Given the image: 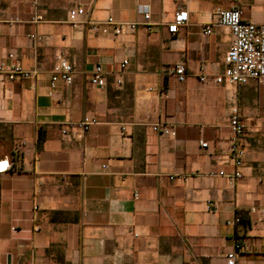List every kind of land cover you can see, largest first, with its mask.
Wrapping results in <instances>:
<instances>
[{
	"label": "crops",
	"instance_id": "obj_1",
	"mask_svg": "<svg viewBox=\"0 0 264 264\" xmlns=\"http://www.w3.org/2000/svg\"><path fill=\"white\" fill-rule=\"evenodd\" d=\"M233 4L0 0V61L13 51L33 72L0 79V141L8 145L0 153V263L224 264L238 244V264H264V216L246 212L264 206V85L216 82L231 34L215 25L202 33L215 5ZM144 6L148 28L120 35L91 28L107 16L140 22ZM238 6L245 19L264 22V0ZM76 7L84 13L70 20ZM179 8L188 21L170 33ZM58 54L74 75L52 89ZM177 63L185 66L183 81L167 72ZM95 64L105 72L103 87L89 82ZM234 106L244 153L241 176L230 183L208 173L235 170ZM85 117L97 119L85 137L60 134L62 123ZM158 124L170 133L154 131Z\"/></svg>",
	"mask_w": 264,
	"mask_h": 264
},
{
	"label": "built area",
	"instance_id": "obj_2",
	"mask_svg": "<svg viewBox=\"0 0 264 264\" xmlns=\"http://www.w3.org/2000/svg\"><path fill=\"white\" fill-rule=\"evenodd\" d=\"M239 0H233V5L224 8L215 5L211 12V21L202 28L203 34H209L211 27L223 26L229 29L231 38L229 47L224 55V69L222 73L215 77L216 82L226 81L233 85H242L249 80H254L264 85V22H254L245 19L242 16V10L238 6ZM84 13L83 7H76L68 11L70 20H74L78 15ZM150 13L147 7L142 8V21H122L118 22L111 16L100 24L92 23L91 28L100 29L104 33L113 35L129 34L134 32L138 27H149ZM188 21V12L185 8H179L173 15V19L167 24L170 33H175L179 27L185 25ZM32 39H37L35 34L29 35ZM9 61H0V79L1 81H12L18 78H26L33 75L30 70L24 69L18 62L13 51L7 53ZM127 64L126 59L119 62V69L123 70ZM167 72L174 75L178 81H183L186 76V69L183 63H177L167 68ZM74 75V67L70 61L58 54L55 57V63L50 73V87L53 89L57 82L62 81L71 84ZM205 80L203 74L199 77ZM89 82L92 85L103 87L106 83L105 72L100 64H95L89 74ZM117 82H120L117 80ZM97 123L95 117H85L79 121L64 122L59 126V132L63 137L69 139H80L85 137L90 127ZM230 137H229V156L232 159L235 170L231 174H226L223 170L210 171V176H225L230 183H233L241 176L239 167L242 165L243 148L240 144L241 137L244 133V123L240 117L239 110L236 106L231 109L229 117ZM152 129L160 134H169L170 129L163 125H153ZM200 146L206 147L205 141L199 142ZM247 213H257L264 216V206H251ZM243 216L242 211L236 212L233 222H239ZM240 248L238 244L226 253L224 264H238L236 252ZM5 264V263H0Z\"/></svg>",
	"mask_w": 264,
	"mask_h": 264
},
{
	"label": "rangeland",
	"instance_id": "obj_3",
	"mask_svg": "<svg viewBox=\"0 0 264 264\" xmlns=\"http://www.w3.org/2000/svg\"><path fill=\"white\" fill-rule=\"evenodd\" d=\"M1 142L2 141H0V153L8 150L7 142H4V144H2V145H1Z\"/></svg>",
	"mask_w": 264,
	"mask_h": 264
},
{
	"label": "bare ground",
	"instance_id": "obj_4",
	"mask_svg": "<svg viewBox=\"0 0 264 264\" xmlns=\"http://www.w3.org/2000/svg\"><path fill=\"white\" fill-rule=\"evenodd\" d=\"M3 166V165H2Z\"/></svg>",
	"mask_w": 264,
	"mask_h": 264
}]
</instances>
